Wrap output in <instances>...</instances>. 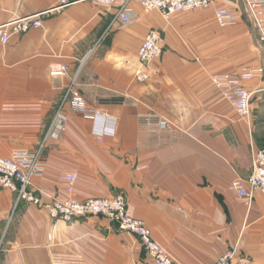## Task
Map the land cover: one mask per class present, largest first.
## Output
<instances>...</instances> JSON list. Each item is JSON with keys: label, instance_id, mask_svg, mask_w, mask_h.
I'll list each match as a JSON object with an SVG mask.
<instances>
[{"label": "crops", "instance_id": "1", "mask_svg": "<svg viewBox=\"0 0 264 264\" xmlns=\"http://www.w3.org/2000/svg\"><path fill=\"white\" fill-rule=\"evenodd\" d=\"M219 6L238 11L234 25L218 24ZM134 8L132 25L108 29L115 9L96 0L59 8L56 0H0V25L30 14L42 20L0 45V156L35 151L48 137L45 171L33 180L42 202L124 194L129 214L179 263L213 264L232 250L236 260L264 264V192L256 190L248 206L231 188L252 173L254 152L264 148V58L244 1L214 0L169 20ZM152 28L162 32L164 50L138 81V51ZM246 69L254 70L244 81L251 116L242 118L212 75ZM76 73L89 108L114 119L102 142L97 123L70 105L62 126L54 124ZM64 172L78 174L71 192L61 186ZM143 259L152 264L136 236L110 218L56 219L42 204H16L15 192L0 187V264Z\"/></svg>", "mask_w": 264, "mask_h": 264}, {"label": "built area", "instance_id": "2", "mask_svg": "<svg viewBox=\"0 0 264 264\" xmlns=\"http://www.w3.org/2000/svg\"><path fill=\"white\" fill-rule=\"evenodd\" d=\"M57 8L69 5L76 0H56ZM245 9L249 12L252 22L259 31V37L264 44V0H243ZM100 5L114 8V16L108 29L125 28L132 25L139 14L134 8V3H139L144 10H157L169 20L177 11L200 10L210 7L214 0H96ZM218 24L221 26L234 25L237 21L238 11L219 6L215 9ZM42 25L39 14H30L18 17L0 25V45L7 43L12 35L26 33L33 27ZM164 40L162 32L150 29L139 48L138 56L140 68L136 73L138 81L149 78L145 68L154 60L162 57ZM69 65H61L60 73L68 74ZM254 76V70L246 69L240 73L221 72L212 75V82L218 90L230 102L232 107L238 111L242 118L251 116V92L245 86L244 81ZM78 73L71 78L62 95L54 124L61 127L67 119L64 112L66 105H70L75 112H81L87 119L93 120L97 126V140L102 142L105 137V127L115 124L110 116L100 115L95 109L89 108L87 101L83 98L79 87H77ZM48 138V137H47ZM46 138V139H47ZM44 139L35 151L27 148L15 149L11 154L0 156V187L8 188L16 194V204L22 201L42 204L50 217L71 221L80 217L104 216L118 223L122 230H127L138 237L147 255L153 264H181L168 254L167 250L154 237L152 230L147 227L141 218L130 215L127 209V201L124 194H115L109 197H94L88 199L68 198L65 200L52 199L50 202H42L34 189L33 180L36 176H42L45 171L46 161L43 154L46 148ZM253 159V171L247 178L239 177L233 180L231 188L244 198L248 206H252L256 190L264 192V148L255 150ZM78 178L75 172H64L61 175V186L63 189L73 191V185ZM213 264H252L250 260H236L233 251H226Z\"/></svg>", "mask_w": 264, "mask_h": 264}, {"label": "rangeland", "instance_id": "3", "mask_svg": "<svg viewBox=\"0 0 264 264\" xmlns=\"http://www.w3.org/2000/svg\"><path fill=\"white\" fill-rule=\"evenodd\" d=\"M248 22L250 23V26L252 27L251 28V33H252V36H253V38L255 39V40H259L258 41V48H259V51L261 52V55L263 56V58H264V47L262 46V42H261V39H260V37H259V31H258V28L256 27V25H255V23H253L252 22V19L250 18V15L248 14ZM261 44V45H260ZM57 112H58V108H57V110H56V114H57ZM56 114H55V116H56ZM57 117V116H56ZM55 117V118H56ZM42 142V141H41ZM40 142V143H41ZM39 143V144H40ZM127 206H128V204H127ZM127 209H128V207H127ZM118 224V223H117ZM119 226V225H118ZM148 227V226H147ZM120 228V227H119ZM149 228V227H148ZM121 229V228H120ZM122 230V229H121ZM152 230V229H151ZM124 231V230H123ZM127 231V230H126ZM129 232V231H128ZM131 233V232H130ZM153 233V232H152ZM133 234V233H132ZM136 236V235H135ZM153 237H154V235H153ZM136 238H137V240H138V242H140V240L138 239V237L136 236ZM155 238V237H154ZM156 239V238H155ZM157 240V239H156ZM158 241V240H157ZM159 242V241H158ZM160 243V242H159ZM141 244V243H140ZM162 244V243H161ZM142 245V244H141ZM164 247V246H163ZM165 248V247H164ZM166 249V248H165ZM167 250V249H166ZM142 251H143V254H144V257L146 256V257H148V255H147V253H146V251H145V249H144V247H143V245H142ZM227 251H232V250H227ZM168 252V254H170V252L169 251H167ZM234 252V251H233ZM171 255V254H170ZM171 257L173 258V256L171 255ZM149 258V257H148ZM151 258H149V260H150ZM175 259V258H174ZM144 260V259H143ZM176 260V259H175ZM144 262H145V264H146V260H144ZM152 264H153V262H152Z\"/></svg>", "mask_w": 264, "mask_h": 264}]
</instances>
